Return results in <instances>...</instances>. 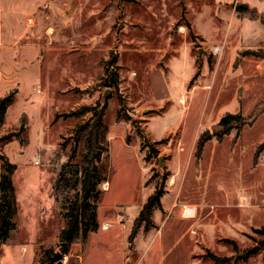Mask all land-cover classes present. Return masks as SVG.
I'll use <instances>...</instances> for the list:
<instances>
[{
    "label": "rangeland",
    "instance_id": "obj_1",
    "mask_svg": "<svg viewBox=\"0 0 264 264\" xmlns=\"http://www.w3.org/2000/svg\"><path fill=\"white\" fill-rule=\"evenodd\" d=\"M262 18L264 0H0V97L17 91L0 126V155L16 165L17 224L0 264L59 252L66 219L53 181L74 144L80 163V127L93 118L72 113L103 105L99 228L62 264H216L208 253L264 264V148L254 159L264 141ZM110 54L117 87L103 84ZM227 112L255 118L196 156L201 133Z\"/></svg>",
    "mask_w": 264,
    "mask_h": 264
},
{
    "label": "trees",
    "instance_id": "obj_2",
    "mask_svg": "<svg viewBox=\"0 0 264 264\" xmlns=\"http://www.w3.org/2000/svg\"><path fill=\"white\" fill-rule=\"evenodd\" d=\"M264 25V18L261 19ZM116 55L110 54V58L106 61L104 71V86L117 87L119 83V75L117 70ZM17 91H11L3 97H0V126L3 124L5 114L12 104ZM93 110V118L90 125L84 124L80 127L86 140V151L79 164L73 162L76 156V145L74 144L70 150L68 158L63 162L53 181L52 190L55 201L60 206V215L66 219V226L59 232V252L62 256L70 254L74 244L81 242L85 244L91 232H95L99 228L97 221V202L101 192V185L106 179L100 173L99 163L106 153V147L103 145V116L105 105L100 109L94 107H81L72 114H83ZM255 118L254 114L244 116L241 112L225 113L211 130L201 133L196 143V156L208 141L214 139L217 142L223 140L224 137L234 135L239 136L244 126H249ZM24 120L20 123V131L24 130ZM143 138L142 146L145 141L144 135L138 131ZM20 144H24L25 140L20 137L19 133H14ZM8 142L11 141L9 136L4 137ZM63 148V145H61ZM264 148V141L257 147L254 159L257 158L260 149ZM1 173H0V247L8 242L9 235L16 230L15 221L16 200L14 195V187L12 183V175L16 170V165L11 163L6 156L0 155ZM164 192L163 187L159 186L155 193L152 194L147 202L143 205L140 214L133 221L131 232L128 236V242L131 244L137 235L139 227L142 223H149L151 208L159 204V199ZM234 244V243H233ZM46 255V256H45ZM46 261L39 260L40 264H50L51 256L49 251L45 252ZM208 256L216 263L227 262L230 257H218L211 253Z\"/></svg>",
    "mask_w": 264,
    "mask_h": 264
},
{
    "label": "water",
    "instance_id": "obj_3",
    "mask_svg": "<svg viewBox=\"0 0 264 264\" xmlns=\"http://www.w3.org/2000/svg\"><path fill=\"white\" fill-rule=\"evenodd\" d=\"M202 53V51L201 50H199V55ZM109 94V90H107V92H106V96ZM161 160H162V158L160 157L159 158V165L161 164ZM251 250H253V249H251ZM250 250V251H251ZM63 257L64 256H62V254L60 253V252H56L52 257H51V259H50V263H56V264H62V260H63Z\"/></svg>",
    "mask_w": 264,
    "mask_h": 264
},
{
    "label": "built area",
    "instance_id": "obj_4",
    "mask_svg": "<svg viewBox=\"0 0 264 264\" xmlns=\"http://www.w3.org/2000/svg\"><path fill=\"white\" fill-rule=\"evenodd\" d=\"M193 215L194 214V208L185 206L182 211V215Z\"/></svg>",
    "mask_w": 264,
    "mask_h": 264
},
{
    "label": "bare ground",
    "instance_id": "obj_5",
    "mask_svg": "<svg viewBox=\"0 0 264 264\" xmlns=\"http://www.w3.org/2000/svg\"><path fill=\"white\" fill-rule=\"evenodd\" d=\"M193 209V208H192ZM184 217H192V215L190 214V215H183ZM107 224L106 223H104V226H106Z\"/></svg>",
    "mask_w": 264,
    "mask_h": 264
},
{
    "label": "crops",
    "instance_id": "obj_6",
    "mask_svg": "<svg viewBox=\"0 0 264 264\" xmlns=\"http://www.w3.org/2000/svg\"><path fill=\"white\" fill-rule=\"evenodd\" d=\"M107 224V223H106ZM108 225L104 226V227H107Z\"/></svg>",
    "mask_w": 264,
    "mask_h": 264
}]
</instances>
